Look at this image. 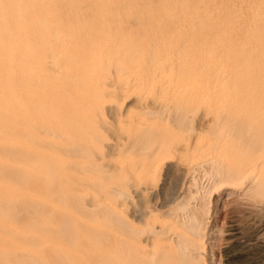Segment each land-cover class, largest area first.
<instances>
[{
    "label": "rangeland",
    "instance_id": "rangeland-1",
    "mask_svg": "<svg viewBox=\"0 0 264 264\" xmlns=\"http://www.w3.org/2000/svg\"><path fill=\"white\" fill-rule=\"evenodd\" d=\"M25 3L0 264H264V0Z\"/></svg>",
    "mask_w": 264,
    "mask_h": 264
},
{
    "label": "bare ground",
    "instance_id": "bare-ground-1",
    "mask_svg": "<svg viewBox=\"0 0 264 264\" xmlns=\"http://www.w3.org/2000/svg\"><path fill=\"white\" fill-rule=\"evenodd\" d=\"M24 1L25 5L30 3L32 0H22ZM179 1V0H178ZM196 2V1H195ZM178 3V2H177ZM183 3V2H182ZM181 3V4H182ZM257 3V2H256ZM120 4V3H119ZM153 4V3H151ZM180 4V3H179ZM261 4V3H260ZM37 5V4H36ZM168 5V4H167ZM178 5V4H177ZM183 5V4H182ZM181 5V7H182ZM25 7V6H24ZM44 7V6H43ZM194 7V6H193ZM170 9V8H169ZM184 9V8H183ZM180 10V9H179ZM186 10V9H185ZM177 11V10H176ZM206 11V9H205ZM142 12V11H141ZM153 12V11H152ZM180 12V11H179ZM210 12V11H209ZM117 13V12H116ZM165 13V12H164ZM177 13V12H176ZM222 13V12H220ZM181 14V13H180ZM216 14V13H215ZM161 16H163L161 14ZM165 16V15H164ZM175 16V15H174ZM38 16H34V13H32L29 9L24 10L23 6H19V0H0V54L2 53V57L5 58L6 62L10 64V66H13L17 64V60H14V58L11 57V53L9 49H7V42L4 40L2 36L5 35V28L12 26L13 30L15 31H23L27 29V26H29V29L32 28V21L36 20ZM257 18V17H256ZM155 19V18H154ZM157 19V18H156ZM178 19V18H177ZM207 20V19H206ZM254 20V19H253ZM25 21H28V25ZM39 21V20H38ZM36 21V22H38ZM25 22V23H24ZM226 22V21H225ZM255 22V21H254ZM258 22V21H257ZM39 23V22H38ZM37 23V24H38ZM217 23V22H216ZM35 24V23H34ZM27 25V26H26ZM218 27V26H217ZM11 29V28H10ZM246 30H248L246 28ZM32 32V31H31ZM34 32V31H33ZM37 33V32H36ZM31 35V34H30ZM36 36V35H35ZM38 38V36H37ZM106 38V37H105ZM39 39V38H38ZM36 41V39H35ZM41 41V39H40ZM39 41V43H40ZM112 41V40H111ZM12 42V41H11ZM43 42V41H42ZM41 42V43H42ZM112 43V42H111ZM261 43V42H260ZM105 44V43H104ZM22 47V46H21ZM26 51V50H25ZM24 52V51H23ZM26 53V52H25ZM80 53V52H79ZM20 54V53H19ZM27 54V53H26ZM23 55V54H21ZM25 55V54H24ZM221 55V54H220ZM86 56V55H85ZM89 57V56H88ZM103 57V56H102ZM17 58V56H16ZM28 58V57H27ZM81 58V57H80ZM85 58V57H84ZM21 59V58H20ZM179 59V58H178ZM1 63V62H0ZM184 63V62H183ZM5 64V63H4ZM3 65V64H2ZM7 65V64H6ZM20 65V64H19ZM4 66V65H3ZM8 66V65H7ZM20 67V66H19ZM26 69V68H25ZM20 70V69H19ZM21 71V70H20ZM23 71V70H22ZM85 73V72H84ZM21 75V74H20ZM18 76V75H17ZM213 76V75H212ZM151 83V82H150ZM2 103V102H1ZM8 106V104H6ZM5 106V105H4ZM3 112V111H2Z\"/></svg>",
    "mask_w": 264,
    "mask_h": 264
}]
</instances>
